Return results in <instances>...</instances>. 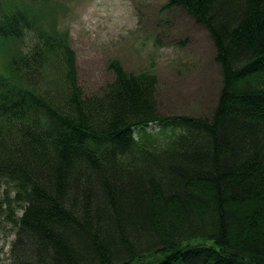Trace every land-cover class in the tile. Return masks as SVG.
I'll return each instance as SVG.
<instances>
[{
	"label": "trees",
	"instance_id": "trees-1",
	"mask_svg": "<svg viewBox=\"0 0 264 264\" xmlns=\"http://www.w3.org/2000/svg\"><path fill=\"white\" fill-rule=\"evenodd\" d=\"M178 5L216 45L211 119L162 115L156 74L119 60L85 95L52 0H0L11 264H264V0Z\"/></svg>",
	"mask_w": 264,
	"mask_h": 264
},
{
	"label": "rangeland",
	"instance_id": "rangeland-1",
	"mask_svg": "<svg viewBox=\"0 0 264 264\" xmlns=\"http://www.w3.org/2000/svg\"><path fill=\"white\" fill-rule=\"evenodd\" d=\"M168 0H52L59 34H68L85 95L102 94L115 79L113 61L127 73L156 74V100L165 116L211 119L223 73L207 27ZM160 127L151 125L150 131ZM165 134H158L160 141ZM156 136V135H154ZM0 193V200L2 199ZM0 209V264H11L14 235Z\"/></svg>",
	"mask_w": 264,
	"mask_h": 264
}]
</instances>
